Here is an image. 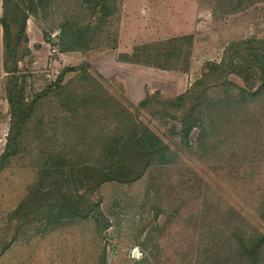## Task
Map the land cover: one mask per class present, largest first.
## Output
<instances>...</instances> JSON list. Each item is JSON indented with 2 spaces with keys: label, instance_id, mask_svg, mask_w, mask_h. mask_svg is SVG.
<instances>
[{
  "label": "rangeland",
  "instance_id": "rangeland-1",
  "mask_svg": "<svg viewBox=\"0 0 264 264\" xmlns=\"http://www.w3.org/2000/svg\"><path fill=\"white\" fill-rule=\"evenodd\" d=\"M5 3L0 264H264V0ZM103 98L170 148L138 180L71 169L128 138Z\"/></svg>",
  "mask_w": 264,
  "mask_h": 264
},
{
  "label": "trees",
  "instance_id": "trees-1",
  "mask_svg": "<svg viewBox=\"0 0 264 264\" xmlns=\"http://www.w3.org/2000/svg\"><path fill=\"white\" fill-rule=\"evenodd\" d=\"M7 3V2H6ZM5 0H4V8H5ZM1 25L4 30V34L6 35L4 37V68L6 72H9L7 69V64H6V57H5V50H7L9 43H7V36H8V27L6 24L2 21ZM243 43H240L242 45ZM218 66V65H217ZM93 84H90V86H94L96 82L91 80ZM95 82V83H94ZM96 86V85H95ZM243 91V90H241ZM100 100V99H98ZM66 106L71 105L74 107H78L79 105L81 108H85L86 106L90 105L91 103L95 102L93 99H85L83 102L79 104L77 98H73L72 96H68L64 100ZM9 104L14 112H20V104L19 102L16 101V98L14 96H10ZM114 104V105H113ZM115 106H118L122 109V106L120 103H118L116 100H113V103H111L108 99H101V107H108V108H116ZM121 106V107H120ZM141 106H145V103H142ZM116 110V109H115ZM127 110V109H126ZM130 116V121L125 122L124 120L120 121L119 127H117V132L120 131L121 136H127L128 138H123L122 139H116L119 138V136H112V135H107L104 137H100L101 139L98 140L100 145L104 149L107 150L105 154H103V157L99 159V161L96 162V164H80L77 166H74V168H71L72 171H74V176H78V172H89L91 175L92 179H98L99 177H102L103 180L101 183L104 182H111V181H117V182H127L131 179L138 180L140 176H143L145 170L143 168L144 162L149 161L153 158L155 155H162L166 156L168 153H170V148H168L164 143H162L160 140H158L155 137V140H157L158 144L150 142L152 139L147 137V134H151L154 136V134L150 133V130L142 124V122H139L134 115L128 113ZM22 123V122H21ZM20 123V124H21ZM193 127H196L193 125ZM149 140V141H148ZM145 150H143V149ZM122 149H126L127 153H132L135 155V158H126L125 155L122 152ZM140 150H143L141 152ZM140 152V153H139ZM103 158V159H102ZM115 158V159H114ZM124 158L126 160L125 164L123 163L122 159ZM80 163V162H78ZM127 163V164H126ZM139 172L138 175H135V173ZM100 183V184H101ZM264 237L259 236V241L256 240L253 242V248L255 250L261 248V245L264 244L263 242Z\"/></svg>",
  "mask_w": 264,
  "mask_h": 264
}]
</instances>
